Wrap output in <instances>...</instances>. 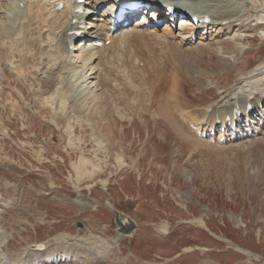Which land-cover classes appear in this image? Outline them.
Masks as SVG:
<instances>
[{
	"label": "rangeland",
	"instance_id": "rangeland-1",
	"mask_svg": "<svg viewBox=\"0 0 264 264\" xmlns=\"http://www.w3.org/2000/svg\"><path fill=\"white\" fill-rule=\"evenodd\" d=\"M244 1L264 6V0ZM0 7L5 26L9 1L1 0ZM258 14L263 23L248 31L252 50L239 59L245 71L264 60V11ZM167 21L159 25L160 34ZM181 25L177 22L161 41L144 32L117 51L98 47V58L86 67L76 57L71 75L89 74L93 67L95 73L72 86V93L65 91L68 77L45 83L36 75L42 66L38 43L21 50L2 46L0 115L11 136L0 132V180L15 184L10 197L15 204L4 215L7 232L0 241L8 235L11 261L29 245L59 235L85 248L48 264H264V129L225 144L209 141L218 133L201 137L191 131L171 97L174 88L182 107L202 116L206 105L231 90L225 86L233 80L210 71L200 75L198 68L210 70L217 58L205 56L204 65L190 59L188 45H176V52L167 46L179 39ZM216 31L214 39L227 38ZM28 40L20 42L29 47ZM27 52L34 62L25 63ZM181 57L185 67L171 62ZM203 82L212 86L204 89ZM61 85L62 94L55 92ZM60 100L62 108L56 106ZM163 105L168 108L162 114L169 110L178 127L160 116ZM79 163L84 171L76 174ZM106 203L136 222L131 235L118 237Z\"/></svg>",
	"mask_w": 264,
	"mask_h": 264
},
{
	"label": "bare ground",
	"instance_id": "bare-ground-1",
	"mask_svg": "<svg viewBox=\"0 0 264 264\" xmlns=\"http://www.w3.org/2000/svg\"><path fill=\"white\" fill-rule=\"evenodd\" d=\"M7 1H9V7L6 9V24L3 26V24L1 25L0 23V31L3 32L0 37V49L6 44H10L12 47L19 50L28 49L38 43L41 48L40 57L38 58H40L42 66L38 68L36 75H38L41 80L45 81V83L61 77L70 78V80L65 82V91H69L70 93H72V86H80L86 78H91L94 75V67L91 68L93 70L90 71L89 74L85 71H81V73L76 71L71 75L73 71L70 69H72L76 57L82 58L84 67L89 66L98 58V46H96L95 43L110 40L108 46H103L104 49L117 51L126 44H129L128 41L131 37L137 36L138 34L140 35L144 32L146 36L149 33L157 35L152 38L158 37V39H163L164 37L166 39L165 36L168 35V30L171 29L172 26L171 22L174 21V17L172 16L167 26L163 28L164 34H160L156 27L149 29L147 24L152 21H150V17H147L148 10L145 9L140 22H136L132 28L128 27L126 30L122 31V24L114 23V15L117 9L112 8L113 0H85L82 4L79 3L78 0ZM142 2L150 3L152 8L154 7L152 9L153 12L151 14L149 13V15L156 16L157 18L155 20L159 17L164 18L170 14V12H167L166 7L168 8L171 5L180 6L185 14L188 13L187 17H183V19L180 20L182 23L179 28L181 34L178 38L180 40L177 39L176 42H168L167 46L176 52L177 46H182L183 44L188 45L185 51L189 53L190 59L198 60L204 65L206 64L204 60L205 56L209 55L210 58H217L219 61H211L213 64H210V70L206 65L204 67L199 66L200 69L197 67L200 75H203L206 71H210L213 77L220 78L225 76L233 80L232 85L228 84L225 86L227 90H231L223 94L219 100L206 105L202 116L191 114L182 107L178 86L175 87L173 96L171 97L178 103L179 112L182 115L181 118L184 121L193 123L198 130H202L204 125L210 124L211 127H213L217 118H221L222 121H225L229 116L232 117L231 124H234V108L238 107L240 111H242V115L238 117V122H236L237 133H233L229 139H240L252 136L254 133L260 131L264 125V60H261L253 69L245 71L243 68H239V59L252 50L251 38L248 35V31L254 30L263 23L260 22L261 18L256 19V16L259 17L258 13L264 11V6L244 0H143ZM20 3L23 4L21 5ZM60 4H63V8L58 9ZM104 4L108 6L103 12L98 14L96 9ZM79 7L84 9L83 13L76 12V8ZM134 12L135 10L130 13ZM196 14L200 16L209 15L211 20L208 24L196 25V27H193L190 31L188 27L190 19ZM131 16L132 14L129 15L128 18ZM62 21L63 24L60 23ZM114 25H116L115 29H113ZM142 27H145V29ZM79 30H83L84 32L81 38L74 36V32ZM200 30L201 35L198 36L197 32ZM215 31L217 32L216 35L223 33L226 34L225 36H227V38H225L224 41L214 39L215 37H213L214 35L212 32ZM233 32L236 34L232 37L231 34ZM145 33L142 35L145 36ZM171 38H174V36ZM5 39L15 40L19 46L15 45L16 43H10V41L4 42ZM24 39H29V47H26V44L20 42ZM198 39L202 42L208 41L209 43H197ZM71 41H76L75 43L72 42L75 46L74 53H72V48H70L72 45V43H70ZM24 57L25 63L34 62L36 59L31 52L25 53ZM183 58L185 57L170 59L172 60L171 62L184 65ZM178 64L176 66H178ZM12 66L13 63L11 67ZM182 71L183 69L181 70V77L183 76ZM184 72L188 74L192 80L199 81V79L195 78L191 73H188L186 68ZM75 76L79 77L77 82L74 81L76 78ZM210 83L213 84V81L211 80ZM210 83L203 82L202 88L208 89L212 86ZM63 84L64 81H62V85ZM62 85L55 92L62 94V89L64 88ZM216 85L217 84H215L214 87H216ZM9 97L13 99L12 95H9ZM75 97L76 96H73V98ZM249 103L252 105L251 110L247 108ZM74 104H76V102ZM56 106L62 108L61 100L60 104L59 101H56ZM69 107H71V105ZM165 107L168 108L166 105L160 108L159 112L161 117L164 116L161 109ZM168 111L169 110L164 109V113L167 119H169L168 121L172 123L174 120L173 117L170 116L171 113L169 114ZM242 116L246 117V122L249 121L251 123L250 126H248L246 122L242 125L240 124V122H242V120H240ZM171 117L172 120H170ZM0 123V132H2L3 135L5 134L6 137L9 136L8 129L3 128L4 124L1 120V115ZM172 126L176 128L179 125H174L172 123ZM242 126L243 128L245 127L246 132L242 131ZM223 138L225 139V137L221 135L216 141L222 140ZM2 163L3 161H0V166ZM84 166L85 165L81 163L75 166V173H83L84 170L81 171V169H84ZM98 171V167L93 169V171L88 174V177L92 178ZM3 178L4 180H0L3 182V184L0 183V238L4 237V233L7 232L3 225V220H5L4 215L7 214V209L15 204L14 200L10 199L15 184L12 183L10 179ZM108 204L110 203H106L107 207H109ZM109 208L115 210L113 205ZM199 222L203 224L202 220H199ZM162 226L166 228L165 226L167 225L162 224ZM7 237H5V240L3 238V240L0 241V264H33L38 262L45 264L52 261V259L58 258V256L64 252L68 251L69 254L71 252L73 255H76L78 250H81L82 247L85 248V246L81 244L77 246L70 245L69 241L73 238L68 236L60 238V236L57 235L55 238L47 241L29 245L20 253L19 260L13 262L8 254ZM88 254L91 253L86 252V255Z\"/></svg>",
	"mask_w": 264,
	"mask_h": 264
},
{
	"label": "water",
	"instance_id": "water-1",
	"mask_svg": "<svg viewBox=\"0 0 264 264\" xmlns=\"http://www.w3.org/2000/svg\"><path fill=\"white\" fill-rule=\"evenodd\" d=\"M114 214H115L116 222L120 226L119 229L120 232H122L125 235H129L136 229V223H134V221H132L130 218H129V225L126 226L122 223L120 213L118 211H114Z\"/></svg>",
	"mask_w": 264,
	"mask_h": 264
}]
</instances>
